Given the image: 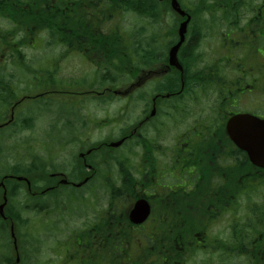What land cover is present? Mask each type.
<instances>
[{"label": "flooded vegetation", "instance_id": "af4514ba", "mask_svg": "<svg viewBox=\"0 0 264 264\" xmlns=\"http://www.w3.org/2000/svg\"><path fill=\"white\" fill-rule=\"evenodd\" d=\"M77 3L79 8L72 9L74 20L79 22L77 11L85 22L104 19L96 2L70 0L68 5L75 7ZM207 9L209 13L203 14ZM198 10L197 15H178L167 25V31L132 36L130 62H116L115 69L108 62L106 46L99 49L103 52L100 56L92 57V45L91 49H80L83 41L79 39L73 40L78 46L67 51L58 45L63 51L53 61L57 69L60 59L71 55L85 66L84 72L74 73L68 84L54 86L52 80L38 75L16 83L23 87V94L12 101L8 119L14 121L31 114L29 130H33L40 108L52 106L60 110L53 112V143L24 145L26 160L37 157V148L42 152L48 149L43 157L50 156L41 158L45 164L29 166L30 178L23 176L26 178L21 181L31 196L28 199L23 195V210H40L39 239L28 241L27 245L44 246L43 228L50 222L47 216L54 221L56 210H75L71 202L78 197L85 201L83 210L105 215L108 210H123L127 221V227L116 232L117 239L106 230L98 235L93 232L94 250L88 237L79 235L71 242L67 238L56 251L59 258L54 264H154L153 249L148 246L146 257L141 259L140 246L155 243L156 228L169 220L164 216L165 211L171 212L168 196L198 195V186L206 181L226 182L232 198L230 181L235 178V169L231 167L242 163L240 154L236 161L235 152L241 153L251 167L264 171L234 143L228 130L229 120L236 115L264 119V0H200ZM185 19L180 40L178 27ZM9 51V47H0L4 53H0L1 61ZM122 69L130 72L123 77ZM11 76L7 65L0 63V102L10 100ZM39 84L45 85L38 88ZM38 97L51 103L40 102ZM24 100L31 101V105L22 113H15ZM117 100L119 107L109 113L106 103ZM73 101L77 110L62 106ZM98 112L102 115L98 116ZM130 117L133 121H129ZM169 120L172 124L167 129ZM166 131L174 133L166 136ZM205 168H209L206 177ZM243 176H250L248 170ZM4 177L14 179L13 174ZM2 189L6 192L5 184ZM111 190L117 193V200L112 198ZM68 196H72L71 202L65 201ZM221 209L225 213L212 222L202 240H197L203 253H211L208 242L222 234V230H215L219 221L226 218L223 230L228 233L231 219L236 221L242 214L238 212L236 216L230 204ZM6 210H12L8 201L0 218L7 220L16 262L19 254L15 250L17 244H13L15 230ZM7 258L0 237V263L4 264Z\"/></svg>", "mask_w": 264, "mask_h": 264}, {"label": "trees", "instance_id": "16d2710c", "mask_svg": "<svg viewBox=\"0 0 264 264\" xmlns=\"http://www.w3.org/2000/svg\"><path fill=\"white\" fill-rule=\"evenodd\" d=\"M69 1L0 0V18L6 20L9 25L6 29L0 28V47L10 48L6 56L10 55L17 66H23V68L27 69V73H33L34 70L27 64L26 57L21 51L22 46L27 45L29 38L42 35L46 38L44 42L49 49H54L56 45H60L66 51L73 49L72 47L74 46H78V44H73V40L78 41L81 39L83 43L79 45V48L91 49L90 46L92 45L90 53L92 55L95 54L92 57L100 56L103 52L99 49H103L102 46H106L109 49L106 52L108 62L115 69L116 62L120 64L130 62L129 57L132 53L130 48L133 46V43L132 34L125 32L118 25L112 28L108 27L107 24L112 22V16L119 15V11L134 12L143 16L156 15L159 7L157 0H90L91 2H96L99 10L104 12V19L94 18L92 22H85L84 18L80 16L81 12L77 11L78 22L73 19L75 14H73L72 9L77 10L79 2L75 4V7H72V5L70 7L68 5ZM82 1L87 2L88 0ZM90 5L93 8V5ZM68 6L70 7V11L68 10ZM62 10L64 11L62 12ZM0 53L4 54L3 52ZM48 60L53 63L54 58H48ZM50 65L51 63H48L47 67ZM55 70L57 69L54 67V72ZM41 72L42 70H37V74ZM121 72H123V77H125L130 70L122 69ZM52 74L53 70L46 69L43 77L51 81V78H53L51 77ZM11 79L10 100L0 102V122L8 120L7 112L12 105V101L23 94L17 89V80L14 78V74H12ZM44 85L39 84L38 88ZM27 90H29L28 87ZM45 100L47 98L41 97L39 99L40 102L45 104L51 103ZM66 105L76 109L73 105L62 104V106ZM50 107L48 106L47 108L52 114ZM52 117V123L54 124L56 120H54L53 114ZM30 121L31 114L22 115V117H16V122H10L8 128L16 126L15 128L18 131L29 130L31 128ZM50 136L52 137V135ZM235 153L236 161H238L241 155L242 163L239 166L238 162L233 163L231 167V169H235V178L230 181V185L234 189V196L232 198L228 196L226 182L208 183L206 181H203L198 186H201L198 195L193 194L190 197H184L181 194L168 196L171 212L168 214L169 211H165L164 216L169 220L164 226L156 228L155 243L146 247L140 246L141 259L146 257L147 254H144L147 253L146 249L150 246L154 252V264H264V238H262L264 237V171L251 167L241 153ZM147 156L145 155L146 158ZM29 166L32 167L34 164ZM29 166L16 171L12 170L14 167L12 166L11 170L4 175L13 174V176H27L30 178L27 173ZM245 170H248L250 173L249 177L243 176ZM208 173L209 168H205L204 177ZM5 178L1 177V179H4L6 197L8 204H10L9 207L12 208V210H6L5 212L6 215L10 212V218L14 226V237L17 240L15 250L19 254V262L16 263L14 260V249L11 246L10 235L6 227L7 220L0 218V237L8 256L4 264H48V260L40 257L42 255L40 252L43 253L42 247L44 246H39L35 243L26 245L31 240L37 242L41 233L38 228L31 230V233L27 231L25 244L23 243L24 235L19 239V236L22 233L24 234L21 231V227L28 225V221L22 218L25 207L15 206L19 205L15 202V198L22 183L15 178ZM122 188H125V182ZM110 192L112 198L117 200V193L113 190ZM25 196L28 199L31 197L28 194ZM71 198L72 196H68L65 201L71 202ZM71 203H73L75 210H83V206H85V201L79 197ZM224 204L232 205L234 207L233 213L236 216L240 210L242 214L238 215L236 221L231 219L232 224L226 236L221 238V235L218 234V236L210 239L208 243L211 244L209 249L212 252L209 254L203 253L199 248L197 240H202L204 233L210 231L212 222L225 213V210L221 209ZM56 211L55 219L64 213L65 210ZM89 211L92 215H89L82 223H77L76 227H72L69 235L65 239L58 240L55 246H53V250H58L59 252L67 238H69L68 242H71L79 235L88 237V243L91 245V249L94 250V239H91L93 232L98 235L103 230H106L108 234L111 233V236L117 239L115 236L116 232L127 227L125 212L123 210H108V214L106 215L98 214L96 210H83L82 214L87 215ZM38 212L40 210H35V214ZM45 213H48L47 210H45ZM93 213H96V215L94 216ZM47 217L50 219V222L45 225L43 231L46 229L47 231H54L55 234L58 233L60 229L58 227L54 229L56 225L55 220H51L50 215ZM163 220L164 218H161V221ZM18 228H20V231ZM234 228L236 229L234 230ZM196 235H198V238H196ZM25 245L26 249L24 248ZM98 246L99 244H97ZM29 249L31 251L30 254H28ZM29 258L31 262L30 260L28 262ZM193 258L194 263H192Z\"/></svg>", "mask_w": 264, "mask_h": 264}, {"label": "rangeland", "instance_id": "374dc122", "mask_svg": "<svg viewBox=\"0 0 264 264\" xmlns=\"http://www.w3.org/2000/svg\"><path fill=\"white\" fill-rule=\"evenodd\" d=\"M179 4L180 9L184 12V14H179L177 11H175L171 6V0H157L158 3V12H156V15L154 19H149L146 16L138 15L134 12H123L119 11V15H116L112 22H109L107 25L108 27H116L117 25L124 30L125 32H128L132 34L131 36L136 35L137 33L146 34L147 32L151 31H167V25L172 23L171 21L174 20L178 15L183 16L186 13L191 15H197L200 14V11L202 12V9L200 8L198 10V4L200 3V0H176ZM255 3H258V1H255ZM209 13L208 9L203 11V14ZM1 19V18H0ZM188 19V18H187ZM185 19V20H187ZM185 20L181 21L184 22ZM187 22V21H186ZM180 23V24H181ZM110 24V25H109ZM186 25V24H185ZM8 22L6 20H0V28H8ZM180 27V25H179ZM178 27V30H179ZM175 29V28H170ZM46 38L44 36H38L29 38L27 45L22 46L21 51L26 57V62L31 68L34 70L32 73H27V69L23 68V66H17L13 62V58L9 55L6 56L5 59L2 61L0 60V63H5L10 70L12 74H14V78L17 80V84L24 79H30L33 78V75L43 77L44 71L47 70H53V74L51 75L52 81L54 82V86L58 84H68L69 78H72L74 73L84 72L85 66L81 65L78 61H76L71 55H68L66 57H63L60 59L58 63V71L55 70L54 72V65L51 61L48 60V58H58L59 55H61V52L63 51L60 46L58 48L49 49L46 43L44 42ZM51 63L49 67H47V64ZM42 70L40 74H37V70ZM21 78V79H20ZM120 86H125L124 83H121ZM20 93H23V87L20 85L17 87ZM32 96H35V94H31ZM21 95H19L20 97ZM120 100L113 101V104L106 103L108 112L111 113L114 108L116 110V107H119ZM70 105H75V101L73 102H66ZM31 105V101L24 100L22 101L17 109H15V113H22V109L27 108ZM44 107V106H43ZM41 111L39 113V118L35 120V127L33 130H22L18 131L15 129L16 126H10L9 128L3 127L0 130V201H4L2 196L3 186L1 183V177L6 174V172L11 170V167H13L12 170H21L25 166H29L31 164L35 163H43L45 164V161H41V158H44V160L47 159V157H50L49 155L47 157H43V155H46V152H42L39 148H37L40 152H37L34 156V160L25 159V146L29 143L31 144H38L40 142L44 143H53V139L50 135H53V129L54 127L53 117L52 114L58 113L60 110L55 109V107H50L52 110L51 112L45 108H40ZM54 110V111H53ZM115 112V111H114ZM112 114V113H111ZM102 113L98 112V116H101ZM50 116V117H49ZM111 117V116H109ZM114 117V116H113ZM112 119V117H111ZM129 121H133V117L129 118ZM172 122L169 120L167 121L166 128L168 129L171 126ZM60 125L63 126L62 120H60ZM108 127L110 128V123L108 124ZM168 135H172L174 131H166ZM44 153V154H43ZM37 158V160L35 159ZM70 158L74 159V156H70ZM26 164V165H25ZM25 165V166H22ZM19 172V171H18ZM18 181H23L18 180ZM4 182V181H3ZM23 195H27L24 186H20V189L18 191V194L15 198V202L19 205L15 206H24V198ZM12 202V201H11ZM7 203V198L5 200V204ZM10 205V204H9ZM3 206V208H4ZM241 212V210H240ZM83 210H65L64 213L60 214V216L55 219L56 225L54 226V229L58 227L60 231L55 234L52 230H44V247L43 253L40 252L41 257H44L45 260H48V264H54L56 260L59 258L56 251L53 250V246L57 243L58 240L65 239L66 236L69 235V232L71 231L72 227H76L77 223H82L89 215L90 211L87 215L82 214ZM22 218H25L28 221L27 226L21 227V231L24 232L19 236V239L21 236H23V243L25 242L26 233L32 232L31 230L37 229L40 224L37 222V214H35V210H25V212L22 214ZM226 224V218H222L219 223L216 225L218 226L215 228V230H222L221 237H224L227 235L226 231L223 230L224 226ZM16 229V228H15ZM40 229V228H38ZM20 231V228H18ZM25 244V243H24ZM27 245V243H26ZM26 245L24 248L26 249ZM30 249L29 253L30 254ZM31 258V255H30ZM28 259V262L30 260ZM27 260V259H26ZM31 262V260H30ZM53 262V263H52ZM192 263H194V258L192 259Z\"/></svg>", "mask_w": 264, "mask_h": 264}, {"label": "water", "instance_id": "95a60500", "mask_svg": "<svg viewBox=\"0 0 264 264\" xmlns=\"http://www.w3.org/2000/svg\"><path fill=\"white\" fill-rule=\"evenodd\" d=\"M172 8L179 14H184L176 0H171ZM185 20L180 24V40L183 38L185 31ZM228 130L234 143L245 150L249 159L256 165L264 167V119H259L253 115L243 114L232 117L228 122ZM21 179V177H18ZM0 204V213L5 204Z\"/></svg>", "mask_w": 264, "mask_h": 264}]
</instances>
